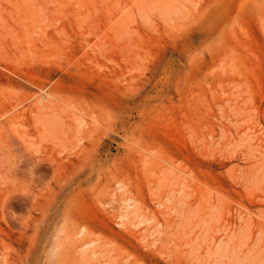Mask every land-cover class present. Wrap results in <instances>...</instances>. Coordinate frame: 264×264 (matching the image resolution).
I'll return each mask as SVG.
<instances>
[{"label":"rangeland","instance_id":"rangeland-1","mask_svg":"<svg viewBox=\"0 0 264 264\" xmlns=\"http://www.w3.org/2000/svg\"><path fill=\"white\" fill-rule=\"evenodd\" d=\"M263 152L264 0H0V264H264Z\"/></svg>","mask_w":264,"mask_h":264},{"label":"bare ground","instance_id":"bare-ground-1","mask_svg":"<svg viewBox=\"0 0 264 264\" xmlns=\"http://www.w3.org/2000/svg\"><path fill=\"white\" fill-rule=\"evenodd\" d=\"M255 138V137H254ZM251 144V143H250ZM251 146V145H250ZM249 146V147H250ZM247 147V146H246ZM256 147V146H255ZM252 148H253V145H252ZM256 151V150H255ZM264 153V152H263ZM259 155H261V154H259ZM264 156V155H263ZM256 157V156H255ZM245 179V178H244ZM240 213V212H239ZM244 220V219H243ZM240 223H241V221H240ZM167 230V229H166ZM261 232V231H260ZM244 234V233H243ZM231 236V235H230ZM129 261V260H128ZM115 263V262H114Z\"/></svg>","mask_w":264,"mask_h":264}]
</instances>
